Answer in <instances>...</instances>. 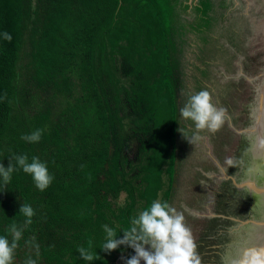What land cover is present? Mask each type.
<instances>
[{
  "label": "water",
  "instance_id": "water-1",
  "mask_svg": "<svg viewBox=\"0 0 264 264\" xmlns=\"http://www.w3.org/2000/svg\"><path fill=\"white\" fill-rule=\"evenodd\" d=\"M201 90L227 114L193 145L180 109ZM38 129L39 142L21 138ZM19 155L47 165L46 190ZM9 162L0 236L23 229L13 264H124L134 250L101 251L103 226L122 238L154 200L183 212L202 264L264 247V0H32Z\"/></svg>",
  "mask_w": 264,
  "mask_h": 264
},
{
  "label": "clouds",
  "instance_id": "clouds-1",
  "mask_svg": "<svg viewBox=\"0 0 264 264\" xmlns=\"http://www.w3.org/2000/svg\"><path fill=\"white\" fill-rule=\"evenodd\" d=\"M3 38L9 42L12 36L8 32L3 33ZM227 110L218 108L211 94L207 90H201L195 94H190L185 105L180 109V117L185 121H191L194 126L193 134L190 138L180 128L179 131L190 143L195 144L202 139L200 133L207 131L216 133L223 126L226 119ZM42 130H36L30 135L21 138L30 142H39ZM16 164L24 173L31 175L35 186L40 190H46L52 183L53 176L50 175L48 167L37 157H33L31 162L27 155L14 157ZM225 163L230 167H235V162L227 158ZM242 163V162H241ZM15 166L9 162L5 168L0 163V177L7 185ZM19 214L26 217L25 224L32 223L35 215L33 208L28 204H22ZM106 234L102 243L101 251L111 253L120 248L121 245L131 247L135 255L125 259L124 264H202L198 246L191 229L187 226L183 212L177 211L167 202L154 200L148 208L142 210L131 220L129 229L123 231L122 238L117 237L116 231L108 225L103 226ZM11 240L7 236H0V264H13L15 250L19 246V241L23 236V229L13 223L9 229ZM34 241L27 243L32 245ZM37 249L39 246L35 245ZM80 257L85 261L98 260L100 256L93 253L88 248L78 249ZM25 264H36V261L29 257ZM230 264H264V247H246L231 259Z\"/></svg>",
  "mask_w": 264,
  "mask_h": 264
},
{
  "label": "trees",
  "instance_id": "trees-1",
  "mask_svg": "<svg viewBox=\"0 0 264 264\" xmlns=\"http://www.w3.org/2000/svg\"><path fill=\"white\" fill-rule=\"evenodd\" d=\"M31 17L32 0H0V163L4 167L21 114ZM5 31L11 42L3 38Z\"/></svg>",
  "mask_w": 264,
  "mask_h": 264
}]
</instances>
